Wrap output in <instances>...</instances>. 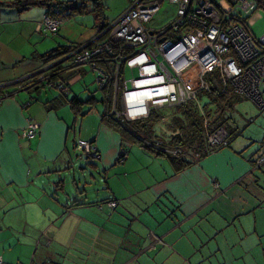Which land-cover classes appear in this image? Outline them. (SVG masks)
<instances>
[{
	"label": "crops",
	"instance_id": "1",
	"mask_svg": "<svg viewBox=\"0 0 264 264\" xmlns=\"http://www.w3.org/2000/svg\"><path fill=\"white\" fill-rule=\"evenodd\" d=\"M88 6L93 8L92 3ZM45 13L40 7L0 6V85L53 64L45 66L42 58L53 49L103 41L97 39L95 23V35L86 41L70 22L57 37H51L55 40L45 42L50 36L39 29ZM71 63L69 59L47 71L52 76L61 72V78L68 81L70 91L64 96L47 87L36 90L25 81L0 89L5 93L0 101V195L5 197L0 200V213L4 212L8 229L30 228L38 238L34 240L37 252L31 255L30 251L28 263L17 260L14 253L22 247L20 242L12 246L0 242L2 264H264V164H256L264 156V115L257 127V112L245 107L241 131L236 118L224 119L228 110H234L233 104L224 105L220 112L213 106L209 119L225 121L224 128L231 134L229 144L199 162L189 154L188 160L196 164L180 173L169 159L138 145L128 151L124 162L119 154L127 150L126 143L119 132L103 123L104 105H95L86 116L76 115L71 107L74 98L94 97L96 104L103 99L97 98L98 88L89 97H81L76 85L86 71ZM89 108L85 105L82 111ZM167 111L175 112L173 121L182 117L176 108L163 109ZM156 113L160 112L154 111L151 118ZM29 122L37 123V135L24 139ZM78 123L80 136L86 134L89 141L80 140L97 149L99 165L91 166L106 172L111 197L92 203L75 200L70 206L49 197L39 183L52 172L47 170L69 163L65 156L70 133ZM173 128L170 118L163 117L152 130L151 143L171 148L179 133ZM115 166L121 170L111 186ZM112 200L119 203L115 210L108 206ZM59 233L64 235L59 237ZM32 242L25 244L26 250L32 249Z\"/></svg>",
	"mask_w": 264,
	"mask_h": 264
},
{
	"label": "built area",
	"instance_id": "2",
	"mask_svg": "<svg viewBox=\"0 0 264 264\" xmlns=\"http://www.w3.org/2000/svg\"><path fill=\"white\" fill-rule=\"evenodd\" d=\"M174 8L173 19L166 25L153 28L152 22L166 0H136L114 22L98 35L102 42L92 47L74 49L72 66L89 65L97 74L96 83L102 90L108 74L96 67L103 57L116 64L115 90L110 116L127 121L145 119L160 109L197 104L201 92L213 93L214 84L209 76L217 71L224 80L222 93L240 95L264 111V35L256 38L250 16L264 10V0H168ZM172 10H167V13ZM71 11L51 10L45 13L39 25L45 35L59 34ZM115 55V58L113 56ZM70 57V58H71ZM127 72L132 78L127 80ZM42 73L32 78L60 95L70 91L65 79L56 80ZM124 78V91L118 107L117 92L120 79ZM123 124V123H122ZM38 125L29 122L22 133L24 139L36 137ZM230 133L224 127L208 134L207 145L211 150L227 146ZM77 149L89 158H99L93 143L79 140ZM128 150L122 149L119 159H127ZM264 164V156L256 163ZM118 201L108 202L115 210ZM0 264L2 261L0 260Z\"/></svg>",
	"mask_w": 264,
	"mask_h": 264
},
{
	"label": "rangeland",
	"instance_id": "3",
	"mask_svg": "<svg viewBox=\"0 0 264 264\" xmlns=\"http://www.w3.org/2000/svg\"><path fill=\"white\" fill-rule=\"evenodd\" d=\"M64 1H73V0H64ZM96 1V0H92ZM135 0H102L103 4V15L107 19L108 22L112 23L114 22L124 11H126L134 2ZM88 3H91V1H87ZM41 8V7H40ZM170 10L167 13V10ZM173 10L174 8L170 5L169 1L166 0L164 5L161 7V11L156 15L155 20L152 22V27L153 28H159L163 25L168 24L172 19H173ZM245 17H251L253 20V25L251 26V31L253 35L256 38H261L264 35V10H257L253 12L250 16L248 15H243ZM44 17V16H43ZM95 17L93 14H71L70 17H67L65 19V24H68L70 22H73L75 29L78 31L79 35H82L85 37L86 41H90L94 34V23H95ZM93 33V34H92ZM50 38H44V41H50V40H55L52 39L51 37H57V35H49ZM68 63V62H67ZM67 63L65 65H67ZM70 64V63H68ZM77 69L85 70L86 73L83 76V80L76 85V89L78 90V87L80 88V95L81 97L87 98L89 97L90 93L97 91L96 88V73L92 71L91 66L89 65H84L80 66ZM68 71H64L63 73H67ZM112 74V73H111ZM127 80L132 78V74L130 72H127L126 76ZM211 83L214 84L216 89L218 90V95L221 94L224 90V80L221 76V73L217 71L215 74L209 76ZM57 78H54L56 80ZM124 78L121 77L120 79V89L118 91V108L121 109L120 102H121V97L122 93L124 91ZM87 85L88 88L86 90L84 86ZM56 91V90H55ZM79 91V90H78ZM57 92V91H56ZM58 93V92H57ZM97 98H102V93L100 91L96 92ZM64 96V95H61ZM225 101L231 102V105H234V110H228L227 113L224 115V119H230L234 120L236 118V121L238 124H240L241 131L244 129V122L246 119L243 117L244 116V111L245 109L247 110H255L257 112V124L255 126H259L258 120H260L261 116L264 115V111H260L255 108L254 105L250 103L249 100L246 98L236 95L235 93H232L231 90L229 89L228 93L225 94L224 96ZM216 99L217 96L213 95L212 93L209 92H201L198 95L197 102L201 103V105L205 106L206 104H209L211 100ZM97 107L103 108L102 103H97ZM197 105V104H195ZM220 106L226 105V102H223L219 104ZM218 106V101L215 102L214 107ZM208 109L213 108V102L211 104L207 105ZM246 107V108H245ZM248 107V108H247ZM197 108V107H196ZM245 108V109H244ZM175 110L173 107H167V108H160L158 111L160 114H163L164 118L169 117L172 126L174 127L173 130H175L177 127H179V124L175 123L173 121V114L175 112L170 113L167 111V113L163 112L162 110ZM195 109V107H193ZM206 111V109H205ZM163 118V117H162ZM143 122L140 120V123ZM227 122H229L227 120ZM232 122V121H230ZM125 125L128 124L127 120H123ZM147 123V122H146ZM210 123V122H209ZM236 123V124H237ZM207 125H210L206 123ZM237 124V125H238ZM124 125V126H125ZM235 125V124H231ZM141 126V125H140ZM239 126V125H238ZM135 127V124H134ZM135 132H137V136L139 137H146L143 135V128L141 127H136L134 128ZM248 130V129H247ZM247 130H244V135H247ZM80 123L74 125L73 130H71L70 133V138L68 142V152L67 156H65V160L68 161V164H60L57 170H47V171H52L48 175L44 174L43 181L44 183H39L40 187L48 193V196L54 197L58 202L64 203L67 202L72 206L75 200L83 203H92L98 200H104L109 197H111V193L108 189V185L106 184V178L107 174L104 172L101 167L97 170L94 169L91 164L93 165H99L97 162V159L89 158L87 157L82 151L77 149V143L81 138L87 139L88 136L84 134L83 136H80ZM162 131V130H161ZM246 137V136H245ZM149 138H151V135H149ZM95 147V145L93 144ZM135 145H131V142L126 143V147L128 151H131ZM131 153V152H130ZM62 158L61 161L62 162ZM64 160V161H65ZM125 162V161H124ZM90 163V164H89ZM121 169L119 167H113L112 168V176H111V182L109 185H113L116 181V178L119 177V171ZM124 171H121V176H123ZM62 182V183H61ZM55 183H59V185H55ZM66 199V200H65ZM0 200L5 201V197L3 195H0ZM47 215L48 211H47ZM5 214L0 213V242H6L10 246L20 242L22 244L21 248H17L14 250V253H16V256H18L17 260L19 259L21 262L28 263L27 261L29 260L28 254L31 255L36 251V245L37 242L34 243V240L37 238L36 234H34V231L31 230L30 228H20L18 230H10L7 228L5 222H4ZM52 233V231L50 232ZM64 234L59 233V237H62ZM59 237H56V239H59ZM33 240L32 244L33 247L30 250L24 247L26 243L30 242ZM38 240V238H37ZM42 248V252H43ZM25 252V253H24ZM40 252V251H39ZM41 252V254H42ZM22 254L21 256H19ZM46 252L44 253V255ZM30 255V256H31ZM32 264V263H29Z\"/></svg>",
	"mask_w": 264,
	"mask_h": 264
},
{
	"label": "trees",
	"instance_id": "4",
	"mask_svg": "<svg viewBox=\"0 0 264 264\" xmlns=\"http://www.w3.org/2000/svg\"><path fill=\"white\" fill-rule=\"evenodd\" d=\"M87 1L90 0H75L70 2L69 1L53 2V0H15L10 3L0 2V6L14 8L17 10H26L32 7H41L46 9V13H50V11L54 10V8L69 10L71 11V14L74 15L91 13L95 17L96 20L95 27L97 28V35H99L110 24L103 15L102 0L92 1L91 2L93 5L92 9L91 7L89 8L88 6L89 3ZM75 48L76 46L58 47L46 53L45 55L42 56L45 66L61 60ZM113 58H115V55L113 56ZM96 67L98 69L104 70L108 74L106 86L103 87L102 90L98 88V85L96 83V88L99 89V91L102 93L103 96L101 102L106 108L105 113L102 115V121L107 126L119 132L125 143L131 142V144L138 145L139 147L150 152L153 155L159 157L160 156L166 157L167 159L170 160L176 172L178 173L196 164L194 161L192 162L188 160L190 157L189 154H193L194 156H196V160L199 162L203 158L207 157L209 152L213 151L207 145V136L208 134H213L219 128L224 127L225 121L220 120L219 117L218 119H215L211 122L209 116L211 115V111L214 109L211 107L209 110L207 105L209 104L211 105L213 102V106H214L215 102L218 101V106L216 108V111L218 112H220L221 107H223L220 106L219 104L223 102H226L225 106L232 107L231 102L225 101V99H227L224 97L226 93H221L218 95L217 94L218 90L214 86L213 87L214 90L212 94L217 96V100L216 99L211 100V102L209 104H206L204 108L202 106V110H200L198 105H195L194 103H193L194 105L189 104L185 106L183 105V106L174 107L173 109L176 108V110H180L182 112L181 114L182 117L179 118L177 117L174 119L175 123L179 124V127H177L179 133L173 137L171 141L172 145H170L171 148L166 149L164 148L165 144H163V146L157 147L155 146L154 143H151L150 141L151 138H149V135H153L152 130L154 126L163 119L162 118L164 117L163 114L156 113V116L154 118H151L154 114L153 112L150 117L141 119V121L143 122L140 123V120L128 121L127 125L123 123V125L125 126H122V123H120L121 119H117V118L115 119L110 116V112L113 106V100L116 95L115 93L116 90L114 87L115 76H116V64L114 63L113 59L106 61L103 57H100L96 61ZM60 73L61 72H55V76L53 75L52 77L53 78L61 77ZM30 83L31 81L27 82V85H29ZM32 87H34V89L36 90H39L41 89V87H46V86L35 80L32 84ZM4 97H5V93L3 92V90H0V101ZM117 97H118V92H117ZM96 101L97 100L94 97L89 98L87 101H81L78 100L77 98H74L70 101V104L73 110L75 111L76 115L86 116L91 112L92 108H94V106L96 105ZM85 105H88L90 108L87 111L83 112L82 107ZM193 107H195V109H193ZM206 123L210 125H207ZM136 127L138 128L141 127V129L143 128V135H145L146 137L144 136L139 137L140 134L139 136H137V132L134 131L135 130L134 128ZM230 138H231V134H230Z\"/></svg>",
	"mask_w": 264,
	"mask_h": 264
},
{
	"label": "water",
	"instance_id": "5",
	"mask_svg": "<svg viewBox=\"0 0 264 264\" xmlns=\"http://www.w3.org/2000/svg\"><path fill=\"white\" fill-rule=\"evenodd\" d=\"M91 1H92V0H91ZM70 57H71L70 55H67V56H65L64 58H62L61 60H59V61H57V62H55V63H53V64H51V65H49V66H47V67H45V68H43V69H40V70H37V71H35V72L31 73V74H28L27 76H24V77H22V78H20V79H18V80H16V81H14V82H12V83L2 84V85H0V89H3V88L8 87V86H10V85H14V84L17 83L18 81H24V80H27L28 78H32V77H35V76L40 75V74H42V73H45V72H47V71H50V70L53 69L54 67H57V66H59L60 64H63L64 62H66L67 60H69ZM31 87H32V86H31ZM122 126H124V125L122 124Z\"/></svg>",
	"mask_w": 264,
	"mask_h": 264
},
{
	"label": "flooded vegetation",
	"instance_id": "6",
	"mask_svg": "<svg viewBox=\"0 0 264 264\" xmlns=\"http://www.w3.org/2000/svg\"><path fill=\"white\" fill-rule=\"evenodd\" d=\"M77 47V46H76ZM70 54H74L75 55V53H74V50H72L68 55H70ZM74 55H73V57H74ZM73 57H71L70 58V61L72 62V58ZM46 74L45 75H50V72H45ZM51 76H52V74H51ZM36 79H34L33 81H35Z\"/></svg>",
	"mask_w": 264,
	"mask_h": 264
},
{
	"label": "bare ground",
	"instance_id": "7",
	"mask_svg": "<svg viewBox=\"0 0 264 264\" xmlns=\"http://www.w3.org/2000/svg\"><path fill=\"white\" fill-rule=\"evenodd\" d=\"M117 109L119 110V108L117 107ZM123 120H126V119H123Z\"/></svg>",
	"mask_w": 264,
	"mask_h": 264
}]
</instances>
